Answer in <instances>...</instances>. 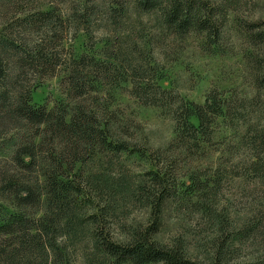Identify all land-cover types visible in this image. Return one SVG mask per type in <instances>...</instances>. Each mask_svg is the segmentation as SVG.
Segmentation results:
<instances>
[{
  "label": "trees",
  "instance_id": "16d2710c",
  "mask_svg": "<svg viewBox=\"0 0 264 264\" xmlns=\"http://www.w3.org/2000/svg\"><path fill=\"white\" fill-rule=\"evenodd\" d=\"M34 1L0 0L8 11L0 22V264H78V252L84 264H206L189 255L184 238L156 240L170 199L213 223L219 236L207 264H224L250 228L230 234V221L218 210L220 180L203 177L200 168L183 176L181 162L214 143L219 120L234 109L228 98L212 90L204 103L171 102L156 59L135 36L94 39L98 0H80L67 15ZM111 2L115 21L133 5L174 37L199 34L211 53H222L230 15L250 4ZM73 26L75 38L82 30L87 41L81 51L67 45ZM253 38L264 42L262 33ZM57 75L65 99L52 107L35 102V90ZM119 90L144 105H173L175 136L168 146L140 142L115 105ZM128 159L142 161L143 170H132ZM128 205L149 208V223L121 220Z\"/></svg>",
  "mask_w": 264,
  "mask_h": 264
},
{
  "label": "rangeland",
  "instance_id": "374dc122",
  "mask_svg": "<svg viewBox=\"0 0 264 264\" xmlns=\"http://www.w3.org/2000/svg\"><path fill=\"white\" fill-rule=\"evenodd\" d=\"M80 0H35L33 6L52 4L67 15ZM129 2V0H128ZM111 0L96 2L92 18L94 39L110 38L114 43L135 36L141 46L153 54L158 70L164 74L161 84L173 93L171 102L180 97L204 103L212 90L223 92L234 108L227 118H221L216 127L215 141L197 155L184 158L181 174L194 169L203 170L211 181L220 180L218 210L229 219V233L236 236L250 228V234L235 242L233 252L224 264H261L264 262V42L254 34H264V0H250L245 10L232 13L225 30L222 53H211L202 46L199 34L177 38L156 21L154 15L142 14L129 6L118 20L109 14ZM8 13L0 9V22ZM8 16V15H6ZM10 16V14H9ZM253 26L252 31L245 27ZM68 46L81 51L86 41L84 32L73 31ZM138 35L140 37H138ZM112 42V43H113ZM102 45H100L101 47ZM115 101L122 114L130 119L140 142L159 148L166 147L175 136L176 122L171 107L142 104L127 91H121ZM37 103L65 99L60 86V75L47 78L33 94ZM258 162L259 171H254ZM132 170H143L140 160L128 159ZM92 170V167H91ZM183 178V177H182ZM167 200L160 217L156 240L173 243L184 238L189 255L206 264L214 257L212 246L219 236L213 223L194 208L179 206ZM121 220L149 223L150 209L135 205L125 208ZM127 218V219H126ZM119 232V229H115ZM78 264H84L78 252Z\"/></svg>",
  "mask_w": 264,
  "mask_h": 264
}]
</instances>
